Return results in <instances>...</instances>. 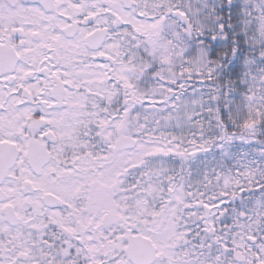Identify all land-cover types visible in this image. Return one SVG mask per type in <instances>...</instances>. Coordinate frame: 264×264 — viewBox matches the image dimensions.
I'll list each match as a JSON object with an SVG mask.
<instances>
[{"label": "snow or ice", "instance_id": "obj_1", "mask_svg": "<svg viewBox=\"0 0 264 264\" xmlns=\"http://www.w3.org/2000/svg\"><path fill=\"white\" fill-rule=\"evenodd\" d=\"M0 264H264V0H0Z\"/></svg>", "mask_w": 264, "mask_h": 264}]
</instances>
